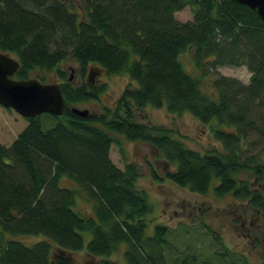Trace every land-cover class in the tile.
Returning <instances> with one entry per match:
<instances>
[{
  "label": "trees",
  "instance_id": "obj_1",
  "mask_svg": "<svg viewBox=\"0 0 264 264\" xmlns=\"http://www.w3.org/2000/svg\"><path fill=\"white\" fill-rule=\"evenodd\" d=\"M186 6L192 19L175 18ZM0 50L19 59L16 79L56 70L67 102L63 114L25 117L10 146L0 141V264H73L74 251L109 256L121 243L126 264L166 263L169 228L156 224L147 234L153 206L138 188L141 169L112 160L114 133L155 146L170 166L162 177L177 185L202 194L217 178L218 196L232 193L264 211V193L241 176L261 180L264 173L260 153L247 151L264 142V20L257 9L237 0H0ZM186 52L198 72L186 70ZM68 57L80 75L94 63L107 73L128 72L137 86L124 90L115 109L81 116L71 107L106 87L69 80L59 66ZM220 65H246L249 82L222 75ZM209 73L217 98L203 90ZM133 105L190 112L209 124L223 150L199 152L173 129L138 121ZM83 191L90 215L75 209Z\"/></svg>",
  "mask_w": 264,
  "mask_h": 264
},
{
  "label": "rangeland",
  "instance_id": "obj_2",
  "mask_svg": "<svg viewBox=\"0 0 264 264\" xmlns=\"http://www.w3.org/2000/svg\"><path fill=\"white\" fill-rule=\"evenodd\" d=\"M175 18L185 21L192 19L191 7L175 13ZM15 56V54L11 53ZM186 70L198 72L186 52L181 56ZM67 74L74 68L73 83L86 82L89 68L96 72L97 64H87L85 73L81 74V66L73 58L68 57L59 65ZM217 71L222 75L234 77L243 83H248L251 72L246 65H220ZM44 77V81L42 77ZM33 77L43 82H61L56 70L33 73ZM214 74L203 77V90L213 98H217V89L213 85ZM91 85L101 87L105 85L99 97L74 104L78 108H88L90 113H101L106 107L115 109L126 88H135L137 84L128 72L107 73L103 68L101 74H94ZM135 118L148 124H160L173 129V135L183 140L187 146L206 152L217 148L223 150L212 134L209 124H204L190 112L173 113L166 106L154 107L148 105L136 108L133 105ZM27 124V119L15 109H7L0 104V141L7 146L12 144L19 132ZM51 123L44 121L43 126ZM116 141L111 148L112 160L121 168L126 162H136L141 175L138 177V188L146 191L153 210L147 215V234L153 232L156 224H164L169 228L167 240L169 247L164 251L165 264H264V211L253 206L249 199L238 198L232 193L218 196L215 186L219 179L214 178L206 193L189 190L162 177L169 164L164 160L155 146L140 140H129L123 134L114 133ZM248 153L259 152L264 161V142L247 147ZM157 169L162 179H155L151 167ZM241 176L250 179V182L259 187L264 193V173L261 180L250 172ZM64 184L73 183L64 180ZM75 209L81 214L90 215L93 211L92 201L85 191L80 193ZM20 239L31 242L39 238L34 235H19ZM87 240L90 233L86 234ZM126 243H121L109 256L94 257L85 249L72 252L70 255L73 264H100L103 258L111 259L117 264H126ZM184 262V263H183Z\"/></svg>",
  "mask_w": 264,
  "mask_h": 264
},
{
  "label": "water",
  "instance_id": "obj_3",
  "mask_svg": "<svg viewBox=\"0 0 264 264\" xmlns=\"http://www.w3.org/2000/svg\"><path fill=\"white\" fill-rule=\"evenodd\" d=\"M242 4L257 9L258 14L264 20V0H237ZM20 62L9 52L0 51V104L4 107H11L24 117H33L43 112L60 115L67 106L59 82H42L37 78L15 79L14 75ZM101 74L98 67L94 72L92 68L87 75V82L92 84L94 74ZM74 68L69 75V80L73 79ZM71 109L86 116L89 114L88 108H78L72 106Z\"/></svg>",
  "mask_w": 264,
  "mask_h": 264
},
{
  "label": "flooded vegetation",
  "instance_id": "obj_4",
  "mask_svg": "<svg viewBox=\"0 0 264 264\" xmlns=\"http://www.w3.org/2000/svg\"><path fill=\"white\" fill-rule=\"evenodd\" d=\"M86 78H87V76H86Z\"/></svg>",
  "mask_w": 264,
  "mask_h": 264
}]
</instances>
